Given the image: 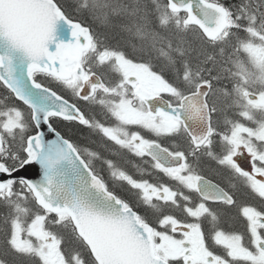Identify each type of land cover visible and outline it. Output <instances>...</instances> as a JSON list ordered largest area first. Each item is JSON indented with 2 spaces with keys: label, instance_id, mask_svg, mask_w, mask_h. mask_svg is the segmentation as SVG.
<instances>
[{
  "label": "snow or ice",
  "instance_id": "1",
  "mask_svg": "<svg viewBox=\"0 0 264 264\" xmlns=\"http://www.w3.org/2000/svg\"><path fill=\"white\" fill-rule=\"evenodd\" d=\"M0 264H264V0H0Z\"/></svg>",
  "mask_w": 264,
  "mask_h": 264
}]
</instances>
